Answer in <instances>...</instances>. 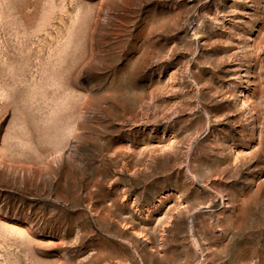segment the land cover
Wrapping results in <instances>:
<instances>
[{"label": "rangeland", "instance_id": "obj_1", "mask_svg": "<svg viewBox=\"0 0 264 264\" xmlns=\"http://www.w3.org/2000/svg\"><path fill=\"white\" fill-rule=\"evenodd\" d=\"M0 264H264V0H0Z\"/></svg>", "mask_w": 264, "mask_h": 264}, {"label": "bare ground", "instance_id": "obj_2", "mask_svg": "<svg viewBox=\"0 0 264 264\" xmlns=\"http://www.w3.org/2000/svg\"><path fill=\"white\" fill-rule=\"evenodd\" d=\"M248 92V91H247ZM246 94V93H245ZM243 92H241V98H240V101L242 102V103H244L245 102V99H246V95H245ZM260 139V138H259Z\"/></svg>", "mask_w": 264, "mask_h": 264}]
</instances>
